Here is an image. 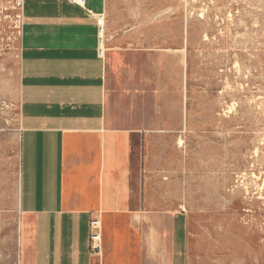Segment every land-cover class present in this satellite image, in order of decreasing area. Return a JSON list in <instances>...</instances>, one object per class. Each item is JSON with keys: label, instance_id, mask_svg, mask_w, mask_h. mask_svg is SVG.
<instances>
[{"label": "crops", "instance_id": "1", "mask_svg": "<svg viewBox=\"0 0 264 264\" xmlns=\"http://www.w3.org/2000/svg\"><path fill=\"white\" fill-rule=\"evenodd\" d=\"M21 4L17 264H185L187 217L153 197L144 175L148 150L183 129L167 50L118 31L107 0Z\"/></svg>", "mask_w": 264, "mask_h": 264}, {"label": "rangeland", "instance_id": "2", "mask_svg": "<svg viewBox=\"0 0 264 264\" xmlns=\"http://www.w3.org/2000/svg\"><path fill=\"white\" fill-rule=\"evenodd\" d=\"M18 2L0 0V264H17L19 244ZM107 2L118 31L167 50L182 85L183 129L148 150L144 175L187 217L184 263L264 264V0Z\"/></svg>", "mask_w": 264, "mask_h": 264}, {"label": "built area", "instance_id": "3", "mask_svg": "<svg viewBox=\"0 0 264 264\" xmlns=\"http://www.w3.org/2000/svg\"><path fill=\"white\" fill-rule=\"evenodd\" d=\"M72 3L77 4L79 6L84 5V0H70ZM18 7L21 11L22 4L21 0L18 2ZM96 28H97V55L102 57L103 49H102V33L104 27V15L97 14L94 16ZM88 246L91 253L97 254L101 250V224L97 217H94L89 222V233H88Z\"/></svg>", "mask_w": 264, "mask_h": 264}]
</instances>
